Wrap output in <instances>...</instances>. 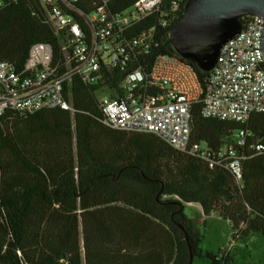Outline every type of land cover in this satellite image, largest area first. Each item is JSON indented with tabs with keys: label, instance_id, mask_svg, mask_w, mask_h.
<instances>
[{
	"label": "trees",
	"instance_id": "16d2710c",
	"mask_svg": "<svg viewBox=\"0 0 264 264\" xmlns=\"http://www.w3.org/2000/svg\"><path fill=\"white\" fill-rule=\"evenodd\" d=\"M135 1L116 3L123 12ZM47 15L38 0H0V60L23 69L34 45L56 49ZM175 23L157 28L136 68L148 73L159 56L179 57L169 44ZM194 68L206 84L211 73ZM101 88L74 78L64 87L72 112L7 111L0 118V264H190L191 257L192 264H238L232 251H203L185 206L218 214L244 244L256 235L264 240V153L244 150L238 183L224 167L211 168L155 135L107 127ZM201 110L193 108V140L243 152L235 137L246 131L248 145L264 144V114L242 124L204 119Z\"/></svg>",
	"mask_w": 264,
	"mask_h": 264
},
{
	"label": "built area",
	"instance_id": "2783aa9c",
	"mask_svg": "<svg viewBox=\"0 0 264 264\" xmlns=\"http://www.w3.org/2000/svg\"><path fill=\"white\" fill-rule=\"evenodd\" d=\"M38 1L47 9L58 46L34 45L23 69L0 60V118L7 111L72 112L64 87L78 78L109 95L100 100L107 127L155 135L211 168L224 167L238 183L244 150L264 153L263 143L248 145L251 134L246 131L235 137L243 152L234 147L214 150L192 138V113L198 104L204 119L245 124L252 115L264 114L263 18L246 17L203 84L194 66L176 56H159L148 73L136 68L137 56L149 53L157 28L165 31L177 22L188 0H136L123 12L116 0ZM114 79H120L118 88L110 86Z\"/></svg>",
	"mask_w": 264,
	"mask_h": 264
},
{
	"label": "water",
	"instance_id": "95a60500",
	"mask_svg": "<svg viewBox=\"0 0 264 264\" xmlns=\"http://www.w3.org/2000/svg\"><path fill=\"white\" fill-rule=\"evenodd\" d=\"M249 16L264 20V0H188L169 33V44L184 61L211 73L222 47L240 34ZM262 49L264 53V34Z\"/></svg>",
	"mask_w": 264,
	"mask_h": 264
},
{
	"label": "rangeland",
	"instance_id": "374dc122",
	"mask_svg": "<svg viewBox=\"0 0 264 264\" xmlns=\"http://www.w3.org/2000/svg\"><path fill=\"white\" fill-rule=\"evenodd\" d=\"M99 100L109 98L105 92L97 94ZM186 215L194 222L197 232L201 235V248L204 252L218 254L221 251H232L238 264H251L264 259V240L256 235L247 244L235 239L230 223L218 214L207 217L198 204L185 206Z\"/></svg>",
	"mask_w": 264,
	"mask_h": 264
},
{
	"label": "crops",
	"instance_id": "0c3cea01",
	"mask_svg": "<svg viewBox=\"0 0 264 264\" xmlns=\"http://www.w3.org/2000/svg\"><path fill=\"white\" fill-rule=\"evenodd\" d=\"M188 205V204H187ZM200 210H202L201 206H200ZM203 212V211H202Z\"/></svg>",
	"mask_w": 264,
	"mask_h": 264
}]
</instances>
